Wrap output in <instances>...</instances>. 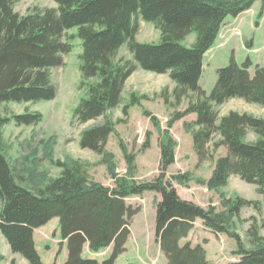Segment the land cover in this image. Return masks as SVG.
Segmentation results:
<instances>
[{
    "label": "trees",
    "instance_id": "trees-1",
    "mask_svg": "<svg viewBox=\"0 0 264 264\" xmlns=\"http://www.w3.org/2000/svg\"><path fill=\"white\" fill-rule=\"evenodd\" d=\"M17 1L0 0V233L10 249L29 264H46L36 245L35 229L56 216L67 242L64 264H115L126 250L131 218L139 211L126 198L154 190L161 195L156 206L155 234L166 264H212L203 244L181 242L197 218L215 232L236 237L239 258L223 264H264V237L255 226L249 229L253 246L246 247L239 234L228 228L226 213L183 198L167 177L177 144L169 127L176 119L194 112L196 119L186 121L185 127L192 133L199 158H206L215 133L221 135L215 145L227 147V153L216 160L209 186L226 185L232 175H238L256 184L264 197V118L236 110L220 117L218 110L232 97L264 106V64L256 63L252 74L250 67L254 63L250 57L240 64L232 55L229 64L218 68L210 93L200 84L205 53L215 43L225 19L250 8L255 0H54L56 6L36 7L24 14L15 9ZM140 18L154 22L161 30L159 42L136 37ZM74 26L82 39L81 87L87 90V96L75 106L74 117L86 122L105 116L102 123L82 131V147L106 157L111 155L106 143L114 122L108 110L120 103L126 79L139 66L169 73L176 83L174 94L178 101L188 91L197 94L184 110H177L169 119L161 142L160 173L155 178L136 181L119 177L110 186L91 179L87 162L76 159L59 161L61 174L32 188L20 182L10 164L5 153L4 125L11 120L37 124L43 114L25 111L8 115L3 112V104L51 100L56 96L51 69L62 65L63 55L72 49L65 36ZM191 32H195L196 39L185 44L183 39ZM123 44H127L133 59L119 56ZM132 101H137L134 94ZM124 112H128V104ZM146 114L159 124L151 111L146 110ZM250 130L259 135L255 141L245 138ZM126 159L131 174L136 169L135 156L129 152ZM251 202L239 197L230 213H238ZM86 243L93 252L109 245L113 249L107 258L89 257L83 253ZM3 259L5 254L0 250V261Z\"/></svg>",
    "mask_w": 264,
    "mask_h": 264
},
{
    "label": "rangeland",
    "instance_id": "rangeland-1",
    "mask_svg": "<svg viewBox=\"0 0 264 264\" xmlns=\"http://www.w3.org/2000/svg\"><path fill=\"white\" fill-rule=\"evenodd\" d=\"M56 5L54 0H19L15 3V9L24 14L36 7ZM136 37L141 41L159 42L161 30L154 22L140 18ZM65 38L71 41L72 49L63 55L62 65L51 69L57 87L56 96L51 100L3 104V112L8 115L25 111H40L43 114L37 124H17L11 120L3 127L5 153L20 182L32 188L46 184L61 174L63 167L59 161L76 159L87 162L91 179L110 186H114L119 177L136 181L155 178L160 173L161 142L168 121L177 110H184L197 94L188 91L178 101L174 94L176 83L169 73H157L139 66L126 79L120 103L108 110V116L114 122V130L106 143V150L111 155L106 157L103 153L82 147V131L102 123L105 116L86 122H79L74 117L75 106L82 97L87 96V90L81 87L82 39L78 35V27L68 29ZM195 39V32H191L183 42L192 44ZM232 55L240 64L250 57L254 63L250 67L252 74L256 63L264 64L263 0H255L250 8L237 16L228 15L222 24L215 43L204 58L205 67L200 84L208 93L216 84L218 68L229 64ZM119 56L133 59L127 44L122 45ZM133 94L136 102L132 101ZM127 104L128 112L125 113L124 106ZM146 110L157 117L158 125L146 114ZM218 110L220 117L236 110L264 118L263 105L241 97L229 98L218 106ZM193 113L176 119L169 127L168 131L177 144L175 160L167 168V177L173 181L182 197H191L206 208L212 206L216 211L226 213L228 228L239 234L246 247L250 248L253 246L249 238L252 226L264 237V197L256 184L246 182L238 175H232L226 185L209 186L216 160L227 153V147L215 145L221 138L219 133H215L207 146L206 158H199L192 133L185 127V122L192 118ZM258 137V133L253 130L245 136L249 141H255ZM129 152L134 154L136 165L131 174L126 159ZM160 196L154 190H147L126 198L128 203L139 207V211L131 218L126 250L118 256L116 264H164L163 252L155 234L156 206ZM239 197L252 202L241 207L238 213H230V207ZM1 205L0 200V208ZM189 233L181 240L182 243L191 241L193 244H203L212 264H223L239 258L235 252L238 248L237 239L230 233L215 232L203 220L199 224L194 222ZM35 240L46 264H64L67 242L61 235L58 217L36 228ZM84 247L86 254L95 253L99 259L107 258L113 249L109 245L93 252L88 243ZM0 250L5 254L0 264H11L12 260L15 264H29L25 257L10 249L1 233Z\"/></svg>",
    "mask_w": 264,
    "mask_h": 264
},
{
    "label": "crops",
    "instance_id": "crops-1",
    "mask_svg": "<svg viewBox=\"0 0 264 264\" xmlns=\"http://www.w3.org/2000/svg\"><path fill=\"white\" fill-rule=\"evenodd\" d=\"M208 52V51H207ZM204 67H205V62H204ZM196 113H193V115H192V118L191 119H187V121H192V120H195L196 119ZM182 196V195H181ZM183 198H185V199H189V200H193L191 197H187V196H184ZM200 219H197L196 221H195V223L197 224H199L200 222H202V219L199 221ZM190 234V233H189ZM182 242V241H181ZM161 248V247H160ZM91 251V250H90ZM161 251H162V249H161ZM163 252V251H162ZM83 253H84V255L85 256H89V257H95V253H88V254H86L85 253V247H84V251H83ZM66 254H67V250H66ZM163 258H164V264H166V262H167V258H166V256H165V254H164V252H163ZM116 263H117V260H116Z\"/></svg>",
    "mask_w": 264,
    "mask_h": 264
}]
</instances>
